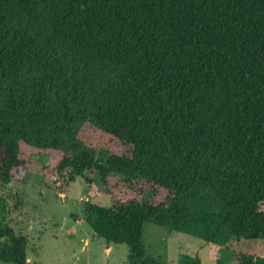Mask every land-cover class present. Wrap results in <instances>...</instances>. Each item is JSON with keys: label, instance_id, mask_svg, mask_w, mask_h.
Wrapping results in <instances>:
<instances>
[{"label": "trees", "instance_id": "16d2710c", "mask_svg": "<svg viewBox=\"0 0 264 264\" xmlns=\"http://www.w3.org/2000/svg\"><path fill=\"white\" fill-rule=\"evenodd\" d=\"M36 152L68 181L91 171L106 194L110 178L133 191L83 210L130 264H163L145 222L212 246L264 239V0H0V181L41 170ZM26 259L0 220V262Z\"/></svg>", "mask_w": 264, "mask_h": 264}, {"label": "rangeland", "instance_id": "374dc122", "mask_svg": "<svg viewBox=\"0 0 264 264\" xmlns=\"http://www.w3.org/2000/svg\"><path fill=\"white\" fill-rule=\"evenodd\" d=\"M90 143L112 147L107 135L99 136L88 125L81 133ZM33 155L36 167L29 169L22 181H0V220L27 240L26 264H130L129 247L123 243L107 244L93 233L84 220V202L89 200L110 206L113 198L131 197L119 178H110L115 188L106 194L95 172H88L92 182L82 177L68 181L52 171L56 155ZM264 211V202L260 204ZM142 240L146 253L163 264H178L181 254L196 255L200 264H235L234 255L245 252L264 256V239H231L225 246H212L193 235L145 222ZM213 249L215 258L210 259ZM0 264H8L0 262Z\"/></svg>", "mask_w": 264, "mask_h": 264}]
</instances>
